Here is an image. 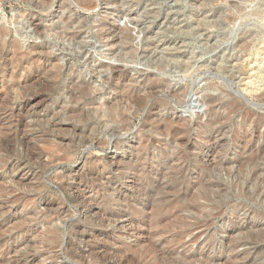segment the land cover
I'll return each mask as SVG.
<instances>
[{"label":"rangeland","instance_id":"374dc122","mask_svg":"<svg viewBox=\"0 0 264 264\" xmlns=\"http://www.w3.org/2000/svg\"><path fill=\"white\" fill-rule=\"evenodd\" d=\"M0 264H264V0H0Z\"/></svg>","mask_w":264,"mask_h":264},{"label":"bare ground","instance_id":"6f19581e","mask_svg":"<svg viewBox=\"0 0 264 264\" xmlns=\"http://www.w3.org/2000/svg\"><path fill=\"white\" fill-rule=\"evenodd\" d=\"M84 1H86V0H84ZM38 29V28H37ZM46 30V29H45ZM35 31H36V29H35ZM47 32V31H46ZM52 33V32H51ZM242 46V45H241ZM23 54V53H22ZM171 89V88H170ZM244 90H246V89H244ZM179 98H180V96H179ZM126 104V103H125ZM212 105V104H211ZM190 106H193L192 105V103H191V105ZM114 107V106H113ZM188 108V107H187ZM187 125H183V127H185V129H188V125H189V123H186ZM177 143H179V144H183V141H180V142H177ZM249 162V161H248ZM202 182V181H201ZM205 183V184H204ZM202 185H204V187H202L201 189L203 190V188H205V185L206 186H208L209 184H207L205 181L203 182V184ZM209 188V187H208ZM202 190H201V192H202ZM208 190V189H207ZM205 192H203V194H204ZM108 257V256H107Z\"/></svg>","mask_w":264,"mask_h":264}]
</instances>
